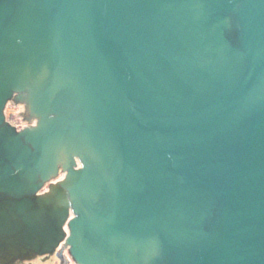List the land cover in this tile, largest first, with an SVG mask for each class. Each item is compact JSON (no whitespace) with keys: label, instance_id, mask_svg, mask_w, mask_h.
Instances as JSON below:
<instances>
[{"label":"water","instance_id":"95a60500","mask_svg":"<svg viewBox=\"0 0 264 264\" xmlns=\"http://www.w3.org/2000/svg\"><path fill=\"white\" fill-rule=\"evenodd\" d=\"M71 211L78 264H264V0H0V257Z\"/></svg>","mask_w":264,"mask_h":264},{"label":"flooded vegetation","instance_id":"af4514ba","mask_svg":"<svg viewBox=\"0 0 264 264\" xmlns=\"http://www.w3.org/2000/svg\"><path fill=\"white\" fill-rule=\"evenodd\" d=\"M0 264H73L70 263L66 258L63 256V250L58 253L57 257L50 258L48 262H39L37 261V258L33 257L31 261H27L26 259H19L15 262H10L8 263L7 259L1 260L0 259Z\"/></svg>","mask_w":264,"mask_h":264},{"label":"rangeland","instance_id":"374dc122","mask_svg":"<svg viewBox=\"0 0 264 264\" xmlns=\"http://www.w3.org/2000/svg\"><path fill=\"white\" fill-rule=\"evenodd\" d=\"M14 111H15V114H16V112L18 111V109H15ZM18 123H19V120H16V124H18Z\"/></svg>","mask_w":264,"mask_h":264}]
</instances>
